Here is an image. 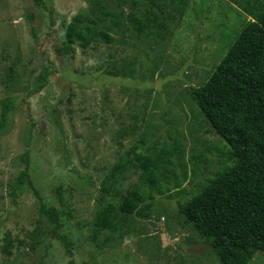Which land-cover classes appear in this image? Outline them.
<instances>
[{"label": "rangeland", "instance_id": "374dc122", "mask_svg": "<svg viewBox=\"0 0 264 264\" xmlns=\"http://www.w3.org/2000/svg\"><path fill=\"white\" fill-rule=\"evenodd\" d=\"M39 2L0 0V105L4 97L14 105L0 130V264L67 262L53 225L40 214L35 190L47 206L63 211L58 233L73 241L75 264H220L178 209V202L196 191L193 184L223 165V154L213 147L226 148L189 103L185 88L214 70L248 16L229 0H188L181 20L161 42L112 32V42L76 44L65 55L59 51L64 24L93 0ZM44 67L45 85L35 90ZM149 67L152 76L146 74ZM108 68L125 74H105ZM152 142L184 149L175 164L178 174L179 164L186 166V193H155L152 215L119 213L118 232L94 237L101 208L94 197L101 181L119 155ZM26 152L33 188L25 184L13 192ZM123 176L117 188L125 193L138 172L130 167ZM6 236L13 238L9 254L3 250ZM248 264H264V251Z\"/></svg>", "mask_w": 264, "mask_h": 264}, {"label": "trees", "instance_id": "16d2710c", "mask_svg": "<svg viewBox=\"0 0 264 264\" xmlns=\"http://www.w3.org/2000/svg\"><path fill=\"white\" fill-rule=\"evenodd\" d=\"M34 1L40 5V0ZM229 1L248 18L214 70L197 86L185 88L189 103L195 105L210 129L224 142L226 148H213L218 149L227 162L222 161L223 165L211 177L193 184L196 191L190 198L178 202V209L186 224L206 239L220 264H248L257 251H264V0ZM187 4L188 0H93L86 12L75 14L64 24L59 51L66 55L76 44L86 48L95 40L112 42V32L123 35L129 31L137 40L141 36L157 37V40L154 38L156 44L171 34V28L181 20ZM27 15L32 22L33 14ZM32 31L36 37L34 26ZM129 71L133 73L134 69L129 67ZM153 71L149 67L147 76H152ZM104 73L123 76L125 71L108 68ZM46 78L44 67L37 77L35 90L45 85ZM13 108L11 98L1 100L0 130ZM140 142L144 143V139ZM137 145L125 155H119L118 162L101 181L99 195L94 197L101 205L94 237L105 230L118 232L115 223L119 213L142 218L152 215L155 193L169 197L186 193V188L182 187L187 177L186 166L180 163L181 174H178L175 164L178 158L183 159L181 146L160 144L157 147V142H152L140 151ZM24 161L25 169L17 176L13 192L25 184L33 188L27 171V152ZM130 167L137 170V181L122 193L117 186L124 180L123 172ZM192 176H195L194 171ZM35 192L40 214L53 225L51 233L68 255L66 264H75L70 257L73 241L58 233L63 211L47 206ZM57 192H61V184ZM105 237L111 238L110 235ZM4 240L3 250L9 254L13 238L6 236ZM35 243L28 244L35 249ZM39 263L49 264L42 260Z\"/></svg>", "mask_w": 264, "mask_h": 264}]
</instances>
